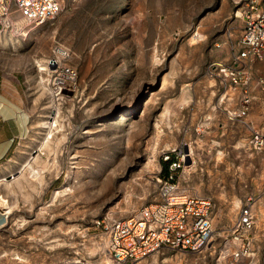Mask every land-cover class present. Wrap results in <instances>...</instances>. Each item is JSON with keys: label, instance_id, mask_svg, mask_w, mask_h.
Returning a JSON list of instances; mask_svg holds the SVG:
<instances>
[{"label": "rangeland", "instance_id": "1", "mask_svg": "<svg viewBox=\"0 0 264 264\" xmlns=\"http://www.w3.org/2000/svg\"><path fill=\"white\" fill-rule=\"evenodd\" d=\"M61 2L53 20L36 28L23 21L24 37L0 34V84L23 89L31 112L26 138L0 163V195L14 205L0 227V264L95 257L94 221L106 214L127 218L156 200L167 176L164 156L174 148L190 152L178 175L191 193L216 203L218 251L231 246V226L252 198L261 230L253 264H264V150L249 146L244 123L264 130V93L253 87L248 120H232L238 103L209 72L230 58L249 0ZM57 46L77 72L74 88L59 94L48 65ZM58 108L64 126L44 152L43 122L53 121ZM37 155L48 164L43 179L25 183L24 192L14 184L10 192L8 180ZM141 263L221 264L217 256L168 249Z\"/></svg>", "mask_w": 264, "mask_h": 264}, {"label": "built area", "instance_id": "2", "mask_svg": "<svg viewBox=\"0 0 264 264\" xmlns=\"http://www.w3.org/2000/svg\"><path fill=\"white\" fill-rule=\"evenodd\" d=\"M247 6L244 31L230 58L214 62L209 70L212 76L221 79L226 96L235 92L240 94L238 106L229 111L232 120H248L252 96L247 87L246 63L264 60V0H249ZM62 9L61 0H0V34L24 37L26 26L19 18L36 28L53 20ZM59 48L62 49L57 46L48 61V65L53 66L50 70L57 94L63 88H74L77 78L76 70L64 61L68 54L63 55ZM244 123L249 130V146L256 152L263 151L264 130L249 122ZM189 156L190 152L185 149L169 150L164 156L168 163L167 176L159 180L157 199L127 218H116L111 214L97 218L93 223L97 233L90 236L96 256L73 255L61 264H142L146 257L165 249L204 257L217 256L221 264H239L245 259L253 264L257 254L254 244L260 230L252 198L240 206L231 226V246L218 251L214 199L192 194L185 178L178 175L179 171L185 172V158ZM6 214L0 210L2 226Z\"/></svg>", "mask_w": 264, "mask_h": 264}, {"label": "crops", "instance_id": "3", "mask_svg": "<svg viewBox=\"0 0 264 264\" xmlns=\"http://www.w3.org/2000/svg\"><path fill=\"white\" fill-rule=\"evenodd\" d=\"M264 60L249 64L246 63L245 72L249 77L248 90L259 84V89L264 93V75L262 73ZM261 83H260V82ZM263 82V83H262ZM239 92L226 96L228 100L239 103ZM31 112L28 107L27 95L18 85L0 84V163L12 158L19 145L26 138L29 130ZM214 210V218L218 215ZM3 217L0 216V222ZM2 225H0L1 227ZM261 232V230H260ZM264 236V231H262ZM260 235V236H262ZM259 236V237H260ZM258 255V251H257Z\"/></svg>", "mask_w": 264, "mask_h": 264}, {"label": "bare ground", "instance_id": "4", "mask_svg": "<svg viewBox=\"0 0 264 264\" xmlns=\"http://www.w3.org/2000/svg\"><path fill=\"white\" fill-rule=\"evenodd\" d=\"M20 22H23V19L20 18ZM24 23V22H23ZM59 52H61L62 54H65V50L62 48H59ZM60 53V54H61ZM42 69H44V66L42 67ZM43 78V77H42ZM50 78V77H49ZM45 79V78H44ZM48 79V78H47ZM45 81V80H43ZM59 107V106H58ZM60 108H58L55 116H54V120L53 121H49V120H45L43 122V126L44 128H47V134L45 136V138L42 141L41 144V149H43L44 152H47V150H49L50 146H53V140H51L52 138H54L52 135L55 133L54 131H59V126L60 125ZM62 116V115H61ZM62 119V118H61ZM64 126V125H62ZM61 128V127H60ZM62 129V128H61ZM65 135V134H64ZM53 141V142H51ZM57 141V140H56ZM51 142V143H50ZM53 143V144H52ZM52 144V145H50ZM59 145V144H58ZM54 149V147H53ZM52 150V149H51ZM53 151V150H52ZM51 152V151H50ZM33 159V160H32ZM55 160V159H54ZM48 161V160H46ZM58 162V161H57ZM55 163V162H54ZM48 164L45 162V159L43 160L42 157H40L39 155L37 156H30L28 157L25 161L24 164L22 165V168L20 170L21 175L18 177H13L14 180H8V183L6 184V188L8 190H14L12 189L14 187V184H16V186L22 191L24 192L25 189V183H27L28 185H31L34 183V181H39L42 180V174L45 170H47ZM59 166V164H58ZM50 168V167H49ZM53 168V167H52ZM55 168V167H54ZM3 179L6 180L5 177H3ZM68 187H64L63 190H67ZM70 190V189H69ZM15 191V190H14ZM60 192V190L55 191V196ZM26 194V193H25ZM54 197V196H53ZM239 202V201H238ZM240 203V202H239ZM238 204V203H237ZM0 206H2L5 210L6 213L10 214L13 211V203L9 200L8 197H6L5 195H0ZM121 207V205H119ZM238 206H240L238 204ZM236 209V208H235ZM16 258L20 259V256H17Z\"/></svg>", "mask_w": 264, "mask_h": 264}, {"label": "trees", "instance_id": "5", "mask_svg": "<svg viewBox=\"0 0 264 264\" xmlns=\"http://www.w3.org/2000/svg\"><path fill=\"white\" fill-rule=\"evenodd\" d=\"M163 170H165V173L167 174V170H168V163L167 161H163Z\"/></svg>", "mask_w": 264, "mask_h": 264}]
</instances>
